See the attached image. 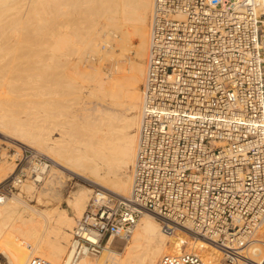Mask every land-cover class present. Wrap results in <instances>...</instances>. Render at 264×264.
<instances>
[{
  "label": "built area",
  "instance_id": "1",
  "mask_svg": "<svg viewBox=\"0 0 264 264\" xmlns=\"http://www.w3.org/2000/svg\"><path fill=\"white\" fill-rule=\"evenodd\" d=\"M150 26L131 193L89 201L66 264L128 241L144 213L173 239L158 264H205L202 250L239 264L264 225V0H153ZM22 160L0 197L22 183ZM178 236L205 246L175 253Z\"/></svg>",
  "mask_w": 264,
  "mask_h": 264
},
{
  "label": "bare ground",
  "instance_id": "2",
  "mask_svg": "<svg viewBox=\"0 0 264 264\" xmlns=\"http://www.w3.org/2000/svg\"><path fill=\"white\" fill-rule=\"evenodd\" d=\"M11 2L12 0H0V16L12 11L11 8L16 4L12 3L14 5L12 6ZM27 2L38 9L36 13L40 5L42 10L47 12L49 21L47 20L46 31L39 26L42 32L39 31L36 42L32 39L35 43L30 41L24 44L25 46L18 43L20 47L9 44L10 48L14 46L15 51L20 50L26 56L22 62H18L19 64L14 60L16 66L13 65L15 67L9 71L10 73H0V135L20 146H34L47 154L41 152L52 161L49 170L52 175H48L51 180H46L47 176L45 178L46 182L51 184L48 190L51 189L52 193L54 183L57 182H53L52 178H58L57 176L65 171L80 175L97 183L96 185L99 184L101 188L99 190L102 191L96 192L93 188L80 185L71 193L68 203L78 213L75 214L77 217L87 209L91 197H102L101 194L108 191L121 196H129L131 193L133 164L143 109L140 86L146 77L153 0H27ZM16 3L19 2L16 0ZM14 20H17L15 25L25 24L21 18ZM14 20L10 22L12 25ZM7 28L8 26L6 30ZM9 30L14 31V28ZM12 31L11 34L14 35L15 32ZM5 34L0 35L2 38L4 36L10 38V32ZM3 42L0 43L1 46L9 48L6 43L2 45ZM9 42L7 41V44ZM25 47L30 49L28 50L30 52L23 51ZM6 48L1 51L7 50ZM116 49H120V54L115 52ZM131 49L134 51V57L128 60L125 56ZM18 56L22 55L19 53ZM96 57L108 61L111 69L109 74L103 72L101 64L99 67L95 65ZM5 61L3 66L6 65ZM70 62L73 67L69 66ZM32 69L37 70V74L35 72L37 76L34 74L33 77L29 73ZM71 71L75 74L71 75ZM73 77L82 82H79L80 86L78 85L80 89L87 88L89 94L85 96H90L84 100L83 95L79 94L82 98L79 100L80 107L74 112L68 111L70 109L68 108L62 114L59 107L62 108V104L64 103V106L68 101L67 97L64 98L68 94L65 90L68 86L65 89L64 87ZM65 78L67 81H64ZM39 88L43 89L41 93ZM37 95H40V99ZM39 110L41 112H38ZM4 155L7 160L9 159L10 154L4 152L0 165L3 163ZM10 156L12 159V155ZM36 167L38 166L35 165ZM47 167L49 165H44L42 171ZM13 170L15 171L12 162L7 161L1 166L0 183L12 177ZM63 175L65 178V174ZM35 180L42 181L43 177L28 176L21 185V191L24 190L32 197L37 190ZM43 192L36 196L40 203L42 197L49 194ZM46 207L43 209L29 205L20 193L12 194L9 198L0 197V264H28L33 255H40L55 264H66L75 219L64 208ZM15 213L17 217L14 216ZM258 234L259 237L255 236L258 237L255 239L257 242L254 241L256 244L253 242V246L252 244L249 248L247 246L242 252L247 250L246 253L249 255L257 256V251L261 247L264 248L259 246L264 242V225ZM165 236L168 237V242L173 240L163 232L160 222L153 215L142 214L133 229L130 243L128 242L124 252L120 254L122 257L116 258V261L110 264H158L164 254ZM175 239L178 240L176 244L181 241L180 248H183L182 241L191 245L192 250L199 251L205 246L196 237H189L187 241L180 236ZM23 240L30 242V248H27ZM180 248L175 253H180L182 250ZM107 251L112 252L106 247L104 252ZM104 252L103 256L101 254L104 257L100 258L102 260L86 256L78 264H104L108 259ZM202 254L206 264L214 262V256L210 252L202 250ZM248 254L242 263L253 264L256 259L248 257ZM259 256L261 257L258 255V258ZM256 262L264 264L262 260Z\"/></svg>",
  "mask_w": 264,
  "mask_h": 264
},
{
  "label": "rangeland",
  "instance_id": "3",
  "mask_svg": "<svg viewBox=\"0 0 264 264\" xmlns=\"http://www.w3.org/2000/svg\"><path fill=\"white\" fill-rule=\"evenodd\" d=\"M15 1V2H14ZM26 4L25 6L23 5L24 3ZM17 2H19V3H16V0H12V2H11V5L12 6H14L15 4V7H13V8H11L12 9V11L10 12V13H8V12H6L5 14H3L2 16H0V34L3 36L4 34H5V32L6 31H8L9 29H13L14 28V31H12V30H9L8 32H10V34H11V31H12V33H14V35H15V37H14V35L13 34H9L10 35V38L8 37V36H4L5 38H6V40L4 39V37L2 38L1 37V35H0V37L3 39V40H1L2 42L3 41H5V42H3V44L2 45H4L5 43V45H8L7 47H9V48H6L5 46H1V44H0V47H5L7 50H9L8 52H7V50H4V51H1V50H3V49H5V48H0V52L1 53H3V54H0V60H1V62H2V64H0V65H2V67L0 66V73H10L12 70L11 69H13L15 66H16V64L18 63V62H22L23 61V59H24V57L26 56V54L24 53V52H22V53H24V54H22L21 53V51L19 50V51H15L13 48H15L16 46H19L20 47V45L19 44H21L22 46L24 45V44H26V43H28V42H30V41H32L31 43H33L34 41L36 42V40H37V37H39L38 36V34H40L41 32H42V30L41 29H43V31H46V29H47V24H48V21H49V16H47V12H45L44 10H42V8H41V6L40 5H38V7H40V9H39V13L37 12L36 13V11L38 10V9H36V7L35 8H33L32 6V4L31 3H28L27 2V0H17ZM14 5H13V4ZM22 3V4H21ZM19 5V6H18ZM20 5L21 6H23V7H20ZM31 5V6H30ZM12 6H10V7H12ZM36 6H37V4H36ZM19 7V8H18ZM28 7V8H27ZM37 7V8H38ZM15 8V9H14ZM30 8V9H29ZM14 9V10H13ZM21 9H22V11H21ZM28 9V10H27ZM33 9V10H32ZM44 11V12H42V11ZM22 12V13H21ZM28 12H31V14H29ZM21 13V14H20ZM43 15H42V14ZM11 14V15H10ZM20 14V15H19ZM35 14H36V16H35ZM45 14V15H44ZM28 15V16H27ZM29 15H30V18H28L29 17ZM33 15V16H32ZM38 15V16H37ZM25 16H27V17H25ZM44 16V17H43ZM4 17V18H3ZM7 19H6V18ZM16 17V18H15ZM38 17V18H37ZM47 17V18H46ZM20 19L21 18V20H22V22L23 23H25V24H23V26H24V28H23V26H22V24H21V26H19V25H15L16 23L15 22H17V20L15 21L14 19ZM26 18H28L26 21H25V19ZM24 19V20H23ZM10 20V21H9ZM12 20H14L13 21V24L16 26V28H15V26L14 25H12L10 22L12 21ZM28 20H30L29 22H28ZM39 20H41V21H39ZM48 20V21H47ZM36 21V22H35ZM38 22V23H37ZM41 22V23H40ZM10 23V24H9ZM27 23H28V25H27ZM2 24V25H1ZM36 24H37V26H36ZM44 24V25H43ZM11 25V27H9ZM6 26H8V28H7V30H6ZM12 26H14L13 28H12ZM27 28H26V27ZM33 26V27H32ZM39 26H41L42 28L40 29L39 28ZM148 26H149V24H148ZM4 27V28H3ZM19 27V28H18ZM39 29H38V28ZM21 28V29H20ZM35 28V29H34ZM38 30H37V29ZM16 29V30H15ZM18 29V30H17ZM37 30V31H36ZM3 31V32H2ZM39 31H40V33H39ZM8 32L6 33V34H8ZM78 32H79V30H78ZM5 34V35H6ZM8 37V38H7ZM34 41H33V40ZM7 41L9 42L8 44H7ZM16 43H15V42ZM2 42H0V43H2ZM34 42V43H35ZM19 43V44H18ZM12 46V44L15 46H13V47H11L10 48V45ZM25 46V45H24ZM16 49V48H15ZM11 50V51H10ZM23 51H28V50H30V49H28V48H26L25 47V50H24V48L22 49ZM6 51V52H5ZM13 52H16V54L15 53H13ZM28 52H30V51H28ZM115 52L117 53V54H120V49H116L115 50ZM7 53H9V54H7ZM11 53V54H10ZM19 53H20V55H22L23 56V58H22V56H18L19 55ZM5 54H7V57L6 58H4L6 55ZM2 55H3V58H4V61L5 60H9L8 62H9V65H8V62H6L5 64L6 65H8L7 66V68H4V67H6V65L5 66H3V63H4V61L2 60L3 58H2ZM128 55V56H127ZM9 56H11V57H9ZM13 56V57H12ZM128 60H130V59H132L133 57H134V51H133V49H131L127 54H126V56H125ZM9 58H11V59H9ZM18 60H17V59ZM21 58H22V60H21ZM103 60L102 62H100L99 63V61H101V60ZM13 60V61H12ZM14 60H15V63L16 64H14ZM72 60V59H71ZM70 60V61H71ZM74 61H75V59L73 58V62L72 63H74ZM71 62H70V65L69 66H72L71 65ZM108 61H106V59L105 58H99V57H96L95 59H94V63H95V65L96 66H100V64H101V67L100 68H102V70H103V72L105 71V73L106 74H109L110 73V66H108V63H107ZM12 65H11V64ZM103 63V64H102ZM19 64V63H18ZM13 65H15V66H13ZM105 65V66H104ZM13 66V67H12ZM11 67V68H10ZM73 67V66H72ZM10 68V69H9ZM2 69H4V70H2ZM7 71H6V70ZM11 70V71H10ZM35 69H32V70H30V74L33 76V77H35V76H37L36 74H37V70H35ZM2 71V72H1ZM10 71V72H9ZM35 72H36V74H35ZM74 72L73 71H71L70 72V74L71 75H74L73 74ZM34 74H35V76H34ZM74 78V77H73ZM72 78V80H71V78H70V83H69V81H68V83L66 82V86L64 87V89L67 87V89H65L67 92H68V94H67V92H66V96H64V98L66 99V97L68 98L67 100V103H65L66 105H64L63 106V104H62V108H61V106L59 107L60 109H59V111L61 112L62 111V114H64V112H66L67 110L66 109H68V108H70V109H68V111H75L76 109H78L79 107H80V105H81V101H79V100H82V98H80V95L83 97V99L84 100H87L88 98L87 97H89V96H85V95H88L89 94V92H87V88H85V89H80V83H82V82H80V80H78L77 78H74L73 79ZM67 78H65V80L64 81H67L66 80ZM76 80V81H75ZM78 80V81H77ZM73 83H72V82ZM74 82L77 84H75L76 85V87H75V85H74ZM80 82V83H79ZM72 85H74L73 87H72ZM79 85V86H78ZM92 84H90V86H91ZM142 86V85H141ZM140 86V88H142ZM76 89H75V88ZM44 88V87H43ZM39 90V93H41L42 92V88H39L38 89ZM38 90L36 89L35 91H37V94H39L38 93ZM81 90V91H80ZM84 93V94H83ZM80 94V95H79ZM78 96V97H77ZM37 97H39V99H40V95H37ZM36 97V98H37ZM73 97H75V98H73ZM77 97V98H76ZM35 98V97H34ZM71 98V99H70ZM79 98V99H78ZM70 100V101H69ZM77 101V102H76ZM78 102H79V105H77L78 104ZM69 103V104H68ZM93 104V103H92ZM91 104V105H92ZM37 106V105H36ZM35 106V107H36ZM65 106H69V107H65ZM93 106V105H92ZM36 108H38V106L36 107ZM74 109V110H73ZM41 110V109H40ZM38 111V112H41V111ZM66 110V111H65ZM34 111H35V108H34ZM33 111V112H34ZM37 111V110H36ZM35 111V112H36ZM37 113V112H36ZM35 113V114H36ZM71 114V113H70ZM71 115H73V113L71 114ZM66 117V116H65ZM69 119H72V118H70L69 117ZM73 122V121H72ZM0 138H1V140H0V144H1V146H2V150H3V153L5 152V153H7V154H10V155H12V159H11V156L10 155H8L9 156V159L7 160L6 159V157H5V155H4V160H3V163L0 165V167L1 166H3V165H5L6 164V162L7 161H9V162H12L13 163V165H14V169H15V166H16V164L15 163H17V161H18V158H21V155H23V160L21 161V164H20V167L21 168H23L24 169V171H25V173H26V176L24 177V179H23V181H22V183H20L19 185H17L16 187H14V188H12V190H9L8 192H7V197L9 198V197H12V194L13 195H17V194H19L20 193V195H22V197H23V199L29 204V205H32V206H34V207H39V208H45V206H47L48 208H60V209H66V210H68L67 211V213L70 215L71 214V216L75 219L74 220V223L75 224H73V228L75 227V225H76V221H77V219H79V217H81L82 216V214L84 213V212H82L79 216L77 215V217H76V215L75 214H78L76 211H74V209L69 205V203H68V198H70L71 197V193L74 191V190H76L77 188H78V186H80V185H82V186H87V187H90V188H93L94 190H96V192L99 190V189H101L98 185H96L95 184V182H93V181H91V180H88V179H85V178H83V177H81L80 175H77V174H71L69 171H65V173H60L59 175L60 176H57V174H55V176H57L58 178H56V177H54V178H52L53 180V182H55V181H57V182H55L54 183V185H55V187L53 188L54 190H52L53 191V193L51 192V189L50 190H48L49 188L48 187H50V182H46V180H48V179H50L51 180V177H49L48 175H52L51 174V171H49L50 170V166H52L51 164H52V161L48 158V157H46V156H44L42 153H44V154H46L45 152H42L43 150H41V149H38L37 150V148H35L34 146H24V145H21L20 146V144H16V143H13V142H11V141H13V140H6L2 135H0ZM21 147V149H19V147ZM18 147V148H17ZM19 149V150H18ZM25 151H27V152H25ZM42 152V153H41ZM35 155H38V156H42L44 159H46L47 161H46V163L49 165V167H47L46 168V170H45V174H44V176H43V180L42 181H39V182H37L36 180H35V183H36V186H37V190H38V192H37V190L35 191V193H33V196L31 197L30 195H28V193L27 192H24V190H22L21 191V185L26 181V179L28 178V176L30 177V176H33L34 177V175L32 174V173H34V170H35V165H37V163H38V161L36 160V158L38 157H35ZM47 155V154H46ZM54 167V166H53ZM52 167V168H53ZM13 172H14V170H13ZM15 173L16 172H14V174L12 175V177H10L8 180H6V182L8 181H10L11 182V180H12V178H13V176L15 175ZM50 173V174H49ZM63 174H65V178H64V175ZM46 176H47V179L45 180V178H46ZM60 177V178H59ZM67 177H69V178H67ZM55 178L57 179V180H55ZM62 178H64V179H62ZM67 178V179H66ZM59 179H61V180H59ZM49 180V181H50ZM64 180L66 181V182H64ZM63 181V182H62ZM6 182H4V184L6 183ZM61 182L63 183L62 184V186H60V184H61ZM65 183V184H64ZM59 184V185H58ZM45 187V188H44ZM56 188V189H55ZM8 189H10V186H9V188ZM44 189V190H43ZM57 192H56V191ZM49 192V194H48V196L47 195H44L43 197H42V199H41V203H40V201H37L38 199H36L37 197V194H39V192ZM36 192H37V194H36ZM43 192V193H44ZM51 192V193H50ZM56 192V193H55ZM27 193V194H26ZM59 193V194H58ZM51 194V195H50ZM57 195V196H56ZM69 195V196H68ZM93 196V195H92ZM93 197H91L90 198V200L92 199ZM54 199V200H53ZM46 201V202H45ZM39 202V203H38ZM50 202V203H49ZM50 206V207H49ZM54 206H57V207H54ZM59 206V207H58ZM46 207V208H47ZM67 207H68V209H67ZM72 208V209H71ZM29 213V212H28ZM73 214H74V216H73ZM6 216V215H5ZM15 217H17V214L15 213V215H14ZM73 228H72V230H73ZM258 232H260V230L258 231ZM71 233H72V231H71ZM257 235H258V237H259V234L257 233ZM166 237V236H165ZM258 237H256L255 239H257ZM173 241V240H172ZM178 240H176V239H174V245H175V247L178 249V248H180V246H181V241H179V243L178 244H176V242H177ZM256 241V240H255ZM26 242V243H25ZM128 242L130 243V239L128 240V241H122L121 239H119V238H114V240H113V242H112V245H111V247H110V249H111V251L112 252H109V251H107V252H104L105 254H106V258H108L107 259V261L106 262H104V264H110V263H112L113 261H116V258H120V257H122V255H120V254H122L123 252H124V248H125V246L126 245H128ZM257 242V241H256ZM256 242H254L255 244H256ZM23 243L27 246V248H30V242L29 241H27V240H23ZM171 243H173V242H171V241H169L168 242V237H166V244H165V248L163 249V252L165 253L166 251H169L170 250V247L172 246V244ZM254 243H252V246H253V244ZM258 243H260V242H258ZM183 244V249L184 248H187L188 249V247L190 246V245H187V243H182ZM258 245V244H257ZM264 246V242L263 243H261V244H259V246ZM251 246V245H250ZM32 247V246H31ZM192 247V246H191ZM248 248H249V246H248ZM247 248V249H248ZM177 249H176V251H174V252H177ZM261 249H262V254H261ZM264 248L263 247H261L260 248V250L259 251H257L258 252V254H256L257 256H255V254H251V255H249L248 253H246V251L245 252H243V255L244 256H247V254L249 255L248 257H251L252 259H256L255 261H260V260H262V261H264L263 259H264ZM103 252L101 253L102 254V256H103ZM115 252V253H114ZM260 253V254H259ZM101 254H99V255H97V256H91V258L92 257H94V259H98V260H102L104 257H102L101 256ZM255 256V258H254V256ZM258 255H261V257L259 256V258H258ZM101 256V257H100ZM248 257H246V258H248ZM100 258H102V259H100ZM222 258H223V256H222V254H216V256L214 255V262L212 263V264H224L223 263V260H222ZM250 258V259H251ZM259 259V260H258ZM109 260V261H108ZM243 260H245L244 258H242V261H240L239 262V264H244V263H242L243 262ZM105 261V260H104ZM255 261L253 262V264H257V262L255 263ZM205 264H206V262H205Z\"/></svg>",
  "mask_w": 264,
  "mask_h": 264
}]
</instances>
